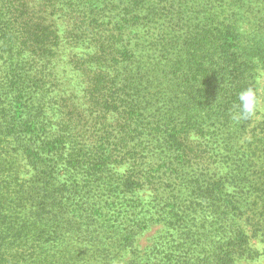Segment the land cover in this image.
Instances as JSON below:
<instances>
[{
  "label": "rangeland",
  "instance_id": "rangeland-1",
  "mask_svg": "<svg viewBox=\"0 0 264 264\" xmlns=\"http://www.w3.org/2000/svg\"><path fill=\"white\" fill-rule=\"evenodd\" d=\"M25 2L36 18L52 25L61 40L50 66L56 80L48 93L51 102H56L50 115L54 121L63 119L65 112L72 113L71 108L76 107V114H82L87 123L79 130L86 148L90 149L92 141L104 132L100 126L89 128L93 117L101 113L89 114L91 107L85 97L88 75L95 68L90 61L96 48L107 43L109 34L121 30V36L114 40L115 50L109 52L110 58L117 56L120 63L106 59L98 67L107 70L109 78L117 76L124 66L128 72L142 68L146 74L142 80L131 82L126 95L121 93L117 113L110 111L105 116L112 130H119L129 116L142 149L151 152L144 158L143 167L151 174L152 184L136 192L123 191L121 176L128 165L109 166L96 180L88 175L90 170L72 172L64 156L60 158L51 187L58 203H52L50 212H62L77 221L89 211L94 219L89 230L63 231L61 241L68 251L65 258L72 262L87 258L93 264H264V0ZM222 8L235 15L238 51L250 60L249 74L262 97L261 111L249 119L233 118L237 106L229 98L223 107L219 106L220 97L209 99L207 110L196 96L188 100L190 87L201 88L203 82L178 81L170 67L178 62L190 34L200 26L208 27L212 19L214 23L222 20L218 13L209 15L210 9ZM126 48L134 54L133 61L121 67L126 56L120 53ZM223 73L227 74L221 64L208 66V76L215 75L220 81L216 90L227 82ZM196 74L198 78L200 74ZM62 99L67 101L61 108L57 102ZM186 117L192 121L184 141L193 151L186 161L170 164L173 154L158 143L155 127L171 119L182 123ZM0 126L6 129L3 119ZM23 142L25 139L18 143L12 136L0 134V159L8 168L2 173L26 189L41 168L30 163ZM48 158L52 160L51 156L45 160ZM62 204L64 208L59 211ZM36 237L21 240L23 250L40 244ZM229 238L235 252L227 258ZM52 252L43 258H54ZM15 256L7 258L9 264L29 263L27 255Z\"/></svg>",
  "mask_w": 264,
  "mask_h": 264
},
{
  "label": "trees",
  "instance_id": "trees-1",
  "mask_svg": "<svg viewBox=\"0 0 264 264\" xmlns=\"http://www.w3.org/2000/svg\"><path fill=\"white\" fill-rule=\"evenodd\" d=\"M19 1L0 0V119L6 125V129L0 126V134L12 136L18 143L25 139L21 145L26 148L30 163L41 169L33 184L24 189L14 182L13 177L3 175L2 172L8 171L7 162L0 159V264H9L7 258H15V255H27L30 258L26 261L28 264H93L87 258L72 262L64 256L68 251L61 241L63 231L89 230L94 225V219L93 212L87 210L78 216L77 221L74 216L70 218L62 212L56 215L50 212L52 203H58L57 194L51 190L54 170L63 156L72 172L90 170L88 175L96 180L100 172L109 166L128 165L121 176L123 191L136 192L144 185L152 184L149 180L151 174L143 167L144 158L151 152L146 147L142 149L137 128H134V133L131 130L129 116L118 126L119 130L107 127L105 116L110 111L117 113L121 107V93L125 94L126 88L131 89L132 81L142 80L146 74H142V68L128 72L124 66L117 76L109 78L107 70L98 67L99 62L106 59L120 63L117 56L110 58L109 52L115 50L117 43L114 40L121 36V30L109 34L107 43L96 48L95 57L90 61L95 68L88 75L85 97L91 107L89 114L94 111L101 113L93 117L89 128L100 126L104 132L100 139L92 141L90 149L86 148V141L79 130L80 127L85 128L87 123H84L82 114H76V107L71 108L72 113L65 112L63 119L54 121L50 115L51 106L56 103L48 97L49 88L56 81L50 66L55 49L61 43L60 36L51 24H45L35 17L25 0ZM178 6L181 12L184 11L181 3ZM216 11L210 9L208 14L218 13L222 20L214 23L212 19L208 27L200 26L190 34L180 54L184 57L178 56V62L170 66L174 74L178 75V81H192L194 84L203 82L204 87L201 88L195 89L192 85L186 97L189 100V97L196 96V101L206 110L211 104L209 99L219 97V106L223 107L227 98L237 106V93L242 88L255 87L249 74L250 60L238 51L235 15L227 14V8ZM206 49L213 50L206 54ZM120 54L126 56L121 67L128 65L125 62L132 63L134 54L127 48ZM216 63L221 64L227 73H223L227 82L220 90H216L220 84L217 76H208V66ZM195 71L200 74L198 78ZM65 101L67 99L57 102L58 106L62 108ZM184 119L182 123L167 120L154 130L158 143L173 154L169 156L172 159L170 164L186 161L189 152L193 151V147L184 141L189 135L187 126L192 120L189 117ZM34 149L36 152H33ZM48 156L52 160H45ZM77 193V190H73L74 195ZM226 202L232 203L227 199ZM63 205L59 206V211L63 210ZM34 236H37L40 244L33 249L29 247L23 250L24 245L20 241ZM234 246L233 240L229 238L225 250L227 258L235 252ZM50 252L54 258H43Z\"/></svg>",
  "mask_w": 264,
  "mask_h": 264
},
{
  "label": "clouds",
  "instance_id": "clouds-1",
  "mask_svg": "<svg viewBox=\"0 0 264 264\" xmlns=\"http://www.w3.org/2000/svg\"><path fill=\"white\" fill-rule=\"evenodd\" d=\"M264 76V73H261ZM259 79V78H258ZM262 97L256 87H245L237 93V110L233 118L236 120L249 119L261 111Z\"/></svg>",
  "mask_w": 264,
  "mask_h": 264
}]
</instances>
